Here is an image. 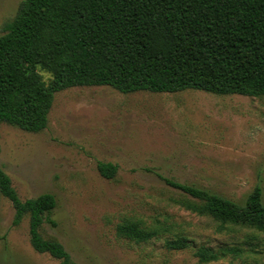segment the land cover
Instances as JSON below:
<instances>
[{
    "label": "rangeland",
    "instance_id": "rangeland-1",
    "mask_svg": "<svg viewBox=\"0 0 264 264\" xmlns=\"http://www.w3.org/2000/svg\"><path fill=\"white\" fill-rule=\"evenodd\" d=\"M22 1L0 0V36ZM0 146V167L22 200L56 196L57 224L41 232L62 243L73 264H264V231L193 211L188 204L200 203L159 177L239 203L260 186L264 202V97L77 86L55 94L42 132L1 123ZM99 162L118 165L113 179L99 173ZM14 213L0 193V264H60L33 249L29 216L14 226ZM125 222L161 232L136 242L120 234ZM177 235L190 246L168 249ZM200 245L243 252L203 263Z\"/></svg>",
    "mask_w": 264,
    "mask_h": 264
},
{
    "label": "trees",
    "instance_id": "trees-1",
    "mask_svg": "<svg viewBox=\"0 0 264 264\" xmlns=\"http://www.w3.org/2000/svg\"><path fill=\"white\" fill-rule=\"evenodd\" d=\"M0 36V124L39 133L48 126L55 94L77 86H110L121 93H176L196 89L217 95L264 97V0H23ZM39 69L51 74L44 80ZM1 152V146H0ZM113 179L118 165L99 162ZM200 204L199 214L225 224L264 231L260 186L243 203L159 175ZM0 193L13 205V225L29 216L33 249L73 264L62 243L45 238L57 198L44 193L22 200L0 167ZM136 242L155 238L137 222L119 226ZM163 229V232H166ZM170 250L190 246L185 235L166 240ZM238 246L216 250L200 245L207 263L242 254Z\"/></svg>",
    "mask_w": 264,
    "mask_h": 264
}]
</instances>
